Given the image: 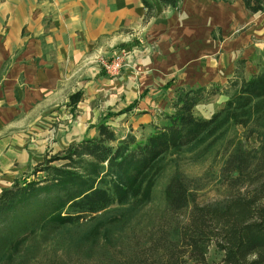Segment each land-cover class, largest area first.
<instances>
[{
  "label": "trees",
  "instance_id": "trees-1",
  "mask_svg": "<svg viewBox=\"0 0 264 264\" xmlns=\"http://www.w3.org/2000/svg\"><path fill=\"white\" fill-rule=\"evenodd\" d=\"M140 1L146 18L153 17V0ZM156 1L178 9L183 0ZM240 1L251 14L264 12V0ZM240 63L225 89H176L172 112L161 114L163 123L150 125L146 136L120 137L101 122L96 136L46 154L28 175L3 188L0 264L25 248L54 243L73 244L96 264H214L207 261L212 244L222 253L218 264H264V68L246 79ZM216 95L226 97L223 106L210 118L198 116L195 109ZM79 97L71 95L70 103ZM231 124L258 144L228 149L218 177L228 194L200 205L201 185L176 169L163 190V211L148 230H136L165 156Z\"/></svg>",
  "mask_w": 264,
  "mask_h": 264
},
{
  "label": "crops",
  "instance_id": "crops-1",
  "mask_svg": "<svg viewBox=\"0 0 264 264\" xmlns=\"http://www.w3.org/2000/svg\"><path fill=\"white\" fill-rule=\"evenodd\" d=\"M183 1L191 3L190 32L185 30L183 8L175 17L171 13L178 9L162 7L156 0L154 16L149 19L140 0H0V189L7 187L8 178L23 174L30 161L43 159L50 146L49 128L59 111L66 109L68 113L70 96L85 94L93 81L101 85L100 76L105 75L97 66L98 57L128 55L129 62L124 63L115 80L133 81L137 72L144 73L140 67L146 66L147 75L152 77L139 78L167 81L161 87L175 86L173 96L178 88H193L176 83L177 73L198 70L205 57L220 50L235 56L228 76L221 85L211 82L201 86L225 88L239 61L246 79L264 68V51L259 47L248 49L244 42L229 43L225 35L219 44L205 34L211 23L221 18L227 23L238 10L244 21L252 24L249 35L258 36L253 26L261 24L262 13L247 12L240 0L230 4ZM197 2L203 5L199 9L192 7ZM203 7L206 9L201 11ZM173 39L195 41L188 51L180 42L177 46L171 43ZM140 50H148L147 59L138 58ZM155 112L137 120L150 129V125L163 122L161 114L171 113ZM134 123L138 124L136 120ZM128 133L135 135L131 130L117 135Z\"/></svg>",
  "mask_w": 264,
  "mask_h": 264
},
{
  "label": "rangeland",
  "instance_id": "rangeland-1",
  "mask_svg": "<svg viewBox=\"0 0 264 264\" xmlns=\"http://www.w3.org/2000/svg\"><path fill=\"white\" fill-rule=\"evenodd\" d=\"M190 8L191 3L183 1L179 5L178 10H174L175 12L171 13L178 17L182 9V14L185 16L184 20H187L185 25L187 29L185 30L188 32L191 30L189 25L191 20L188 17H192L193 13L190 16L188 15L190 13L188 9ZM239 14L240 12L237 10L235 14L233 13V15L228 17L227 23H224L227 20L226 18H221L219 21L211 23L205 34L207 33L209 39L219 40V44L225 35L229 43H234L235 41L244 42L245 48L259 47L264 51V12L260 19L261 24L257 27L253 26L257 30L255 32H258V36L249 35L251 30H248L251 29L250 26L252 24L244 21ZM256 16L253 19L257 18ZM172 27L177 28L175 25ZM180 27L179 30L182 29ZM223 31H225V34H223ZM175 39L170 42L176 46L180 42L183 48L187 47L188 51L193 47L195 41L189 40L182 43L183 39H179V42L177 41L178 39ZM136 54L138 58L147 59L148 50H140ZM122 55L124 58L126 57L125 62H129V56L124 53ZM100 58H97V66L99 67ZM102 58L106 59L105 57ZM234 59L235 56L232 53L222 54L221 50L215 54H210L204 58V61L202 60L203 67L192 71L193 73L190 70L184 73H177L178 76H174L176 77V83H182L193 88L211 82L221 85L228 76ZM150 60L152 59L150 58ZM140 69L144 73L137 72L138 75H135L133 81L130 79L115 80L114 77H109L103 72L105 76L103 74L100 76V79H103L100 80L101 85H97L93 81L90 90L86 92L84 90L85 94L80 92L79 101L75 105L69 102L68 113L66 109L59 111V115L55 116L57 120L49 128L50 146L45 151V155L55 154L65 149L68 145L77 143L84 138H89L94 134L96 136L95 127L101 122H104L119 134L125 133V130H131L135 132V135H140L139 137L146 136L150 131L149 127H147L148 125L142 124L145 122L137 119L150 115L155 111V113L158 111L172 112L171 102L174 98L175 86L164 89L161 86L167 81L159 82L151 80V78L143 80L144 77L141 76L139 78L140 75H145L146 77H152V75H147L149 71L146 66H141ZM201 69L202 72H200ZM122 74L123 71L119 77ZM225 100L226 97L222 95L211 98L208 103L198 106L195 109V113L200 117L210 118L213 113L223 106ZM135 120L138 124L134 123ZM245 134L246 129L239 125L231 124L222 129L221 132H217L215 137H204L185 149L167 154L160 162V164H164V168H162L160 175L156 179L152 189L151 202L141 214L136 230H140V233L145 232V229L148 230L151 218H155L163 211V190L176 169L180 170L185 176L196 179L197 183L201 185L202 188L196 192V203L203 205L225 197L228 194V190L219 183L218 177L228 149L237 143H241L247 148L255 147L258 144L254 138H245ZM40 160L30 161L27 166L28 169L24 170L25 173L23 172V174L21 173V175L14 178H8L7 187L13 179L19 178L24 174L28 175L34 165L42 161ZM84 228L82 227V229ZM74 247L75 245L73 244H67L66 247L62 248L60 244L54 243L47 246L42 244L37 251H34L35 249L27 251L25 248L11 260L7 259V264H96L95 257L88 258L83 256ZM221 257L222 253L218 252L212 244L209 247L207 261L218 264Z\"/></svg>",
  "mask_w": 264,
  "mask_h": 264
},
{
  "label": "built area",
  "instance_id": "built-area-1",
  "mask_svg": "<svg viewBox=\"0 0 264 264\" xmlns=\"http://www.w3.org/2000/svg\"><path fill=\"white\" fill-rule=\"evenodd\" d=\"M124 62L125 58L122 54L115 55L109 59H104L102 57L99 59L100 68L109 77H116L123 67Z\"/></svg>",
  "mask_w": 264,
  "mask_h": 264
},
{
  "label": "bare ground",
  "instance_id": "bare-ground-1",
  "mask_svg": "<svg viewBox=\"0 0 264 264\" xmlns=\"http://www.w3.org/2000/svg\"><path fill=\"white\" fill-rule=\"evenodd\" d=\"M203 5L201 4V2H197V3H192V7H194L195 9H199L201 8ZM206 8L203 7L201 11L205 10ZM206 16V15H205Z\"/></svg>",
  "mask_w": 264,
  "mask_h": 264
}]
</instances>
